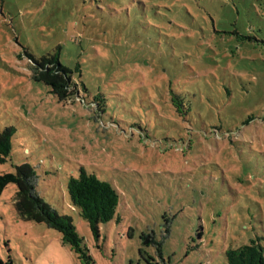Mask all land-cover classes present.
Returning a JSON list of instances; mask_svg holds the SVG:
<instances>
[{
  "label": "rangeland",
  "instance_id": "obj_1",
  "mask_svg": "<svg viewBox=\"0 0 264 264\" xmlns=\"http://www.w3.org/2000/svg\"><path fill=\"white\" fill-rule=\"evenodd\" d=\"M52 53L72 70L70 96L33 77ZM5 128L0 173L30 165L87 256L20 216L9 183L0 260L227 264L226 249L264 245V0H0ZM80 166L120 193L98 237L67 194Z\"/></svg>",
  "mask_w": 264,
  "mask_h": 264
},
{
  "label": "trees",
  "instance_id": "obj_2",
  "mask_svg": "<svg viewBox=\"0 0 264 264\" xmlns=\"http://www.w3.org/2000/svg\"><path fill=\"white\" fill-rule=\"evenodd\" d=\"M33 61V77L36 80L52 86L53 91L58 92L62 97L72 94L66 88L70 85H77V83L71 78L72 70L58 61L57 54H47ZM170 100L173 105L172 109L177 114H185L184 101L178 94L173 93ZM12 131L5 128L0 132V162L5 161L9 155ZM9 183L17 187L13 204L20 216L36 223H46L61 234L64 243H69L80 253L79 256L86 258L85 251L79 246L81 238L71 218L59 214L36 194V174L30 165L20 164L15 167L14 172L0 173V193ZM66 190L71 205L87 221L92 234L98 237L100 223H105L114 216L120 198L117 188L80 166L78 175L70 176L67 180ZM261 238L264 240V235ZM259 239V237L251 239L249 243L226 249L224 254L227 264H264V245ZM0 264H11V262L0 260Z\"/></svg>",
  "mask_w": 264,
  "mask_h": 264
},
{
  "label": "water",
  "instance_id": "obj_3",
  "mask_svg": "<svg viewBox=\"0 0 264 264\" xmlns=\"http://www.w3.org/2000/svg\"><path fill=\"white\" fill-rule=\"evenodd\" d=\"M147 239H148V238H147V237H145V239H144V242H145V243L147 242Z\"/></svg>",
  "mask_w": 264,
  "mask_h": 264
}]
</instances>
